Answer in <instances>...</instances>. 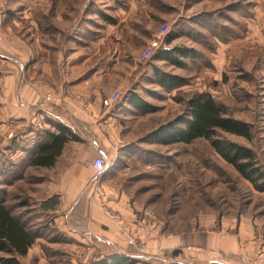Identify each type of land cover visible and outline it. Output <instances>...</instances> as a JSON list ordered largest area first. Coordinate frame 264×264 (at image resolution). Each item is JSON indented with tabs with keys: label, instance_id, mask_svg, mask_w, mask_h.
<instances>
[{
	"label": "rangeland",
	"instance_id": "374dc122",
	"mask_svg": "<svg viewBox=\"0 0 264 264\" xmlns=\"http://www.w3.org/2000/svg\"><path fill=\"white\" fill-rule=\"evenodd\" d=\"M163 23L168 31L161 46L181 48L184 54L176 52L179 63L152 56L137 62ZM16 37L25 39L24 63L35 66L36 74L42 56L49 55L53 70L47 81L53 86L67 85V54L88 57V67L99 62L130 70L116 106L100 108L102 120L111 117L99 125L100 131L80 120L78 126L71 123L80 139L67 143L66 161L68 153H82L91 140L103 143L105 156L82 164L92 167L95 158L106 159L101 174L87 182L74 214L85 199L95 200L90 189L92 180H99L107 194L105 207L130 223L135 238L142 240L138 249L124 248L136 250L138 264H264V192L254 190L207 140L166 145L148 138L160 124L184 115L191 96L204 92L228 115L250 125L249 138L220 135L250 147L264 170V0H0V75L6 64L2 61L8 60L2 51H11L7 45ZM153 67L180 76L183 84L161 88L153 82ZM131 93L150 107H134L127 101ZM5 113L0 109V202L40 232L20 261L89 264L114 251L116 247L98 240L85 246L57 228L56 214L41 204L50 194L47 183L59 179L58 168L52 172L26 163V151L50 128L47 118L36 121L14 117L11 110ZM66 161L59 159V166ZM228 237L240 244L236 253L218 247ZM165 239L169 242L160 248L157 241ZM146 242L153 246L147 252ZM194 247L198 252L183 250Z\"/></svg>",
	"mask_w": 264,
	"mask_h": 264
},
{
	"label": "crops",
	"instance_id": "0c3cea01",
	"mask_svg": "<svg viewBox=\"0 0 264 264\" xmlns=\"http://www.w3.org/2000/svg\"><path fill=\"white\" fill-rule=\"evenodd\" d=\"M25 43L23 37H16L11 46L7 45L11 51L6 47L3 50L5 52L2 51L3 56L7 57L8 60L2 61L6 64H4V69L0 75V109L6 113L11 110L15 115L14 117L20 119L26 118L28 120L29 118H33V120L36 121H40L39 116L51 118L52 115L56 113L58 119L64 122L69 124L73 123L75 125L76 122L78 123V120H80L84 122L85 125L96 126L98 131H100L99 125L106 121L109 122L111 117L102 120L104 116L101 114L100 110L102 106H99V100L101 99L99 95L101 93L108 94L114 89H119L122 93V89L127 85L130 70L126 72L124 68L120 69L117 66L110 69L108 68L109 66L103 67L99 62H95L92 67H88V57L81 58L79 54H67L66 59H64V66L65 70H67L70 75L68 76L70 79L67 78V80H65L67 85L65 83V85L56 84L53 86L52 81H47L53 70L51 69L49 55L45 54V56H42V58H45L42 59V64L40 65V69H42L36 74L34 69L35 66L24 63L26 59L23 58V52H26ZM65 48L66 47L63 46L62 49L58 50L61 52L60 54L64 52ZM60 54L58 56L61 58ZM37 57L38 56H36V58ZM38 60L41 61L39 58ZM59 71L61 70L59 69ZM59 71L57 69V73H59ZM43 75L45 77L44 80L41 78ZM104 77L108 78L105 83H103ZM48 93H57L60 98H55L52 101H44L43 97ZM69 95L83 96L87 99L88 97L89 99L93 97L90 99L93 104L88 113H80L66 104V96ZM94 98H97V100H93ZM116 104L113 106H116ZM38 110L39 114H35ZM91 141V146L82 150V153L81 151L78 153H68L67 161V144L64 146L59 156L60 158L57 159L54 166L49 167L52 169V172H55V169L58 168L56 173H59V179L55 182L50 181L49 183L51 185L47 183L46 190L50 192V194L47 195L43 202L46 204L47 201L52 198L56 201L54 208L48 210L56 214L54 222L57 228L64 234H70L71 236L74 235L80 238L85 246L89 245L92 241L98 243V240L107 245H112L116 247L114 250L122 252L125 250V239L114 223L103 213L95 200L85 199V206L74 214V206L80 200V196L87 182L95 174V170L92 167L84 166L82 162L95 155L105 156L103 143H98V145L97 141ZM71 144H76V142L72 141ZM70 147L74 148V145H70ZM59 159L62 160V162L65 160L67 163L59 166ZM103 188L106 192V188L104 186ZM126 224H128L133 231L131 224L128 222ZM168 240L169 239L162 241V243L157 241V244L160 248H163L166 246L167 242H169ZM222 242L223 246L219 245V248L231 253H236L237 249L239 250L240 244H238L237 239L234 237L225 238ZM150 247L153 246H151L149 242H146V245L144 243L143 248L145 252L150 250ZM30 249L31 247L28 249L26 255L29 253ZM186 249H194L193 251L196 249V252L199 250V248L195 247L183 248L184 251H186ZM160 250L161 249H158L153 252H160ZM193 251L186 252L192 253ZM76 252L79 253V250H76L75 253ZM75 258L77 257L74 256V260Z\"/></svg>",
	"mask_w": 264,
	"mask_h": 264
},
{
	"label": "trees",
	"instance_id": "16d2710c",
	"mask_svg": "<svg viewBox=\"0 0 264 264\" xmlns=\"http://www.w3.org/2000/svg\"><path fill=\"white\" fill-rule=\"evenodd\" d=\"M163 38L164 36L150 57L178 64L176 52L179 54L183 50L178 47L161 46L164 42ZM168 40L166 39V41ZM190 52L192 53V51ZM152 70L153 82L165 90L177 88L184 82L180 76L165 72L157 67H153ZM127 101L141 110L150 107L146 101L134 93L129 95ZM99 106L101 105L99 104ZM46 122L50 128L44 129L39 136L40 140L38 139L39 141L37 140L26 151V163L34 167L49 168L54 166L64 146L68 142L80 139L72 125L58 119L56 113L51 118H47ZM78 123L76 122L77 126ZM222 132L244 138L251 136V128L247 122L228 115L211 95L199 92L187 100L184 115L176 116L172 120L160 124L149 133L148 138L155 143L166 145L174 143L188 145L197 139L207 140L212 150L243 179L247 180L254 190L264 192V170L254 151L246 145L222 138L220 135ZM103 200L106 204V194ZM47 203L42 202L41 206L46 210L53 209L56 201L52 198ZM123 221L127 223L124 218ZM39 235L40 232L28 226L21 215L14 213L10 207L0 202V264H23L19 258L26 255ZM99 243L102 242L99 241ZM97 248H100L99 251L102 250L100 246ZM134 251L136 252V250ZM134 251L114 250L90 260L89 264H138Z\"/></svg>",
	"mask_w": 264,
	"mask_h": 264
},
{
	"label": "built area",
	"instance_id": "2783aa9c",
	"mask_svg": "<svg viewBox=\"0 0 264 264\" xmlns=\"http://www.w3.org/2000/svg\"><path fill=\"white\" fill-rule=\"evenodd\" d=\"M168 31V25L163 23L160 27L156 30L153 36L148 39L144 49L136 56V61H144L150 57L155 47H157L160 43V39L165 35ZM121 91L119 89H114L107 95L101 97L99 103L101 106H105L106 108L112 107L115 105L120 97ZM55 98H60L57 93H48L43 97L44 101H52ZM66 104L70 105L74 110L87 114L92 102L83 96H66ZM106 167V159L102 157H97L92 161V168L95 170L97 175H100L101 172ZM93 184L90 189V193L93 199L97 200L96 202L104 211L105 215L114 223V225L119 230L120 234L126 241V245L134 247L138 249L140 245H142V240L135 238L134 234L131 231V228L128 224H126L120 215L116 212H113L107 209L105 206L104 198V191L101 187L99 180H92ZM262 264V263H260Z\"/></svg>",
	"mask_w": 264,
	"mask_h": 264
}]
</instances>
